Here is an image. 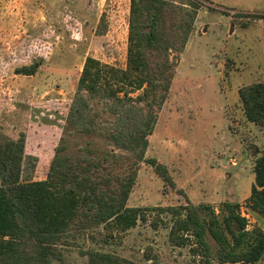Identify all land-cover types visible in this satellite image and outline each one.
<instances>
[{"label": "rangeland", "instance_id": "374dc122", "mask_svg": "<svg viewBox=\"0 0 264 264\" xmlns=\"http://www.w3.org/2000/svg\"><path fill=\"white\" fill-rule=\"evenodd\" d=\"M169 1L190 7V0ZM200 1L183 52H170L175 75L128 200L147 209L146 219L123 232L100 226L70 238L53 264H87V250L141 264L152 258L199 264L190 245L169 240L171 214L164 207L170 205L209 203L220 213L225 202L239 203L248 228L257 225L246 199L264 151V126L246 119L239 89L264 81V0ZM130 10L131 0H0V143L25 135L24 180L46 179L58 146L72 156L113 149L100 136L75 132L67 116L89 56L126 67ZM183 11L173 18L177 24ZM168 25L173 32L172 20ZM30 65L34 74L17 73Z\"/></svg>", "mask_w": 264, "mask_h": 264}, {"label": "trees", "instance_id": "16d2710c", "mask_svg": "<svg viewBox=\"0 0 264 264\" xmlns=\"http://www.w3.org/2000/svg\"><path fill=\"white\" fill-rule=\"evenodd\" d=\"M202 4L190 0V7L181 8L169 0H131L126 67L86 59L67 123L77 133L106 139L113 149L72 156L58 146L46 179L24 180L25 135L0 143V264H53L70 238L100 226L123 232L146 219L147 209L129 206L128 200L175 75L170 52H183ZM179 9L183 19L177 24ZM35 71V65L17 69L27 75ZM239 98L246 119L264 126V81L241 87ZM150 163L171 181L165 166L155 159ZM253 172L246 206L264 216V151ZM239 207L225 202L220 213L209 203L164 207L171 214L169 240L190 245L199 264H258L264 259V230L249 229ZM84 254L87 264H141L106 251ZM151 260L146 264H161Z\"/></svg>", "mask_w": 264, "mask_h": 264}, {"label": "crops", "instance_id": "0c3cea01", "mask_svg": "<svg viewBox=\"0 0 264 264\" xmlns=\"http://www.w3.org/2000/svg\"><path fill=\"white\" fill-rule=\"evenodd\" d=\"M250 210V209H248ZM251 212H253V216H254V219H255V224L259 225L263 230H264V216L255 212V211H252L250 210Z\"/></svg>", "mask_w": 264, "mask_h": 264}, {"label": "built area", "instance_id": "2783aa9c", "mask_svg": "<svg viewBox=\"0 0 264 264\" xmlns=\"http://www.w3.org/2000/svg\"><path fill=\"white\" fill-rule=\"evenodd\" d=\"M243 215L245 214V213H242Z\"/></svg>", "mask_w": 264, "mask_h": 264}]
</instances>
